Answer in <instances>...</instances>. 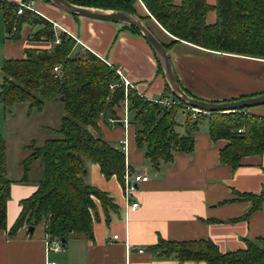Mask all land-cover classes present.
I'll list each match as a JSON object with an SVG mask.
<instances>
[{"label": "trees", "instance_id": "1", "mask_svg": "<svg viewBox=\"0 0 264 264\" xmlns=\"http://www.w3.org/2000/svg\"><path fill=\"white\" fill-rule=\"evenodd\" d=\"M27 1V0H25ZM73 3L103 9L125 10L138 13L142 1L149 13L142 19L155 18L175 38L165 42L167 50L181 41L199 47L264 59V0H70ZM7 38L21 39L25 24L40 27L30 34L31 40H47L51 48L25 49L22 58H7L3 62L4 80L0 85V102L6 106L29 103L30 109L43 110L47 101L61 100L65 113L57 137L46 139L42 145L35 142L25 148L29 154L21 161L24 181L39 165L41 178L37 189L20 201L21 211L14 224L8 228L7 203L12 180L8 176L7 144L0 136V228L14 236L25 224L30 228L45 222L50 237L68 239L72 234L93 237V222L97 206L116 209V202L108 192L86 181L87 164H99L105 177L116 176L123 182L126 154L122 147L112 145L96 136L98 119L105 113H114L115 107L127 99L128 110L136 124V142L145 148V156L155 167L170 162L175 153L194 150L195 133L203 119L208 120L213 140L227 139L220 151V160L236 169L248 155L264 153V116L249 112V108L228 112L197 111L187 103L176 100L163 104L147 98L132 86H125L109 64L90 50L74 53L76 40L37 11L29 8L18 13L20 4L0 1ZM216 11V20L207 21V14ZM125 28L141 34L129 24ZM153 30L150 26H148ZM59 38L58 43L55 42ZM59 66V72L54 70ZM159 70L162 68L158 63ZM185 91L203 98L181 82ZM113 86V88L111 87ZM167 89L170 88L167 84ZM242 94L223 98L232 100L255 95ZM63 96V99H61ZM214 101H220L214 99ZM185 115V132H179V113ZM195 113V115H194ZM114 116V115H113ZM115 117V116H114ZM240 129H242L240 131ZM252 202L244 217L258 210L264 201V186L260 193L241 194ZM98 201V202H97ZM243 217V218H244ZM109 220V218H108ZM32 230H29L31 233ZM165 256H175L181 261H205L209 264H264V237L246 239V247L222 251L211 239L167 240L160 238L154 246Z\"/></svg>", "mask_w": 264, "mask_h": 264}, {"label": "crops", "instance_id": "2", "mask_svg": "<svg viewBox=\"0 0 264 264\" xmlns=\"http://www.w3.org/2000/svg\"><path fill=\"white\" fill-rule=\"evenodd\" d=\"M33 1L34 9L49 19L55 30L75 38L77 44L74 53L90 50L114 67L122 68L133 87L147 98H172V91L167 89L153 48L143 34L125 28V23L70 14L47 0ZM208 1L215 5L217 0ZM137 10L139 17L149 13L142 1L138 2ZM142 20L151 28L155 26L166 36L167 42L175 38L155 18ZM215 20L216 11L211 10L207 14V21L213 23ZM3 22L0 64L7 58L24 57L26 48L48 49L53 46L51 41L31 40L30 34L40 27L29 24L23 26L21 39L15 41L7 38L4 19ZM178 45H184L187 50L176 49L177 45L168 50L177 77L180 83L204 99L222 100L264 92V68L261 62L254 61L264 59L217 53L187 41H181ZM206 69H211L209 73H218L217 78L227 81L230 88L209 89L202 86L206 75L203 70ZM56 101L61 100L47 101L43 110H36L42 113L48 105H57ZM33 110L29 108L27 114L31 115ZM249 112L264 116V105L253 106ZM64 113L59 117L60 124ZM133 115L129 110L125 111L124 103H121L115 107L113 114L105 112L98 119V129L92 131L118 147H122L121 140H127L126 162L134 173L149 176V180L139 183L133 196L140 202V207L137 210L126 209L123 182L116 176L105 177L99 164L90 162L87 164L86 181L108 192L117 204L116 209L110 206L103 209L98 204L93 237L72 234L66 240L65 247L56 251L47 248L44 221L34 226L31 233L29 225L25 224L14 236L0 228V264H45L47 260H54L58 264H209L205 261H181L173 255L165 256L154 246L160 238H205L214 241L222 251H228L246 247L247 238L264 237V201L258 210L244 217L251 209L252 202L241 195L262 191L264 153L245 156L241 165L233 169L220 160V151L228 140H213L209 124H200L192 152H177L172 161L162 162L155 167L145 156V148L137 145ZM111 117L117 120L115 124L109 121ZM180 123L182 128L179 132H185L184 122ZM60 124L57 127L45 123L39 125L44 136L46 131V134L53 135L50 137L47 134L45 140L57 137L54 129L59 128ZM37 167L31 171L38 169L41 172ZM22 178L23 172L12 182L7 203L8 228L20 214V201L37 189V183H33L31 176L29 181L23 182ZM115 234L118 235L117 239L113 238ZM139 248L144 251L139 252Z\"/></svg>", "mask_w": 264, "mask_h": 264}, {"label": "rangeland", "instance_id": "3", "mask_svg": "<svg viewBox=\"0 0 264 264\" xmlns=\"http://www.w3.org/2000/svg\"><path fill=\"white\" fill-rule=\"evenodd\" d=\"M217 2V1H216ZM145 14H147L145 12ZM3 13L0 9V38L2 37L1 34L3 33ZM147 20V19H146ZM153 31L157 34L158 37H160L162 40H165L166 42L168 39L164 34H162L155 26L152 27ZM181 49L183 51L187 50V47L184 45H178L176 46V49ZM184 53V52H183ZM219 53V51H217ZM223 53V52H220ZM196 55V53H193ZM224 54V53H223ZM229 54V53H226ZM233 54V53H230ZM245 56V55H241ZM249 57L250 56H245ZM256 58L257 57H251ZM261 62L263 68H264V61H258ZM4 62V61H3ZM3 63L0 64V85L2 84L4 80V73L2 70ZM210 68L216 69L215 67H212L209 65ZM211 69L203 70V72L206 74L205 78L203 80L205 82L202 83V86L208 87L209 89H215L221 87L222 89H228L230 88L227 85V81H221L217 78L218 73L210 72ZM58 102L57 105L54 107L52 105H48L46 110L42 113H39L36 108H33V112L31 115H28L27 112L29 110V103H15L11 106H6L2 102H0V136L6 141L7 144V165H8V176L13 181H16V179L19 177V175L23 172V167L21 165V160H23L28 154L29 150L25 148L27 144L35 142L37 145H42L45 138L44 137H52L53 135L46 134L45 135L41 132L39 125L41 123L53 125L57 127L59 122V117L62 113L65 111V105L62 101H56ZM131 114H133L131 112ZM179 122L185 121V115L180 112L178 115ZM202 125H207L208 120L203 119L201 122ZM181 125H177V129H181ZM91 162V161H87ZM38 164H35L34 168H38ZM41 172H39L38 169H35L34 171H31V178L33 179V183H38L39 179L41 178ZM98 202V201H97Z\"/></svg>", "mask_w": 264, "mask_h": 264}, {"label": "water", "instance_id": "4", "mask_svg": "<svg viewBox=\"0 0 264 264\" xmlns=\"http://www.w3.org/2000/svg\"><path fill=\"white\" fill-rule=\"evenodd\" d=\"M47 1L57 8L70 14L125 23L137 27L153 48L157 60L162 68V72L164 74L166 82L172 93L180 101L187 103L192 108L211 113L215 111H236L239 109L264 105V92L247 97L220 101L208 100L189 95L182 87L177 77L167 48L165 47L163 42L154 34V32L143 22L142 18L139 17V15H137L136 13L125 10L89 7L73 3L70 0ZM61 99H63V96H61ZM29 229L32 230V228ZM61 240L62 246L65 247L66 239L62 238Z\"/></svg>", "mask_w": 264, "mask_h": 264}, {"label": "built area", "instance_id": "5", "mask_svg": "<svg viewBox=\"0 0 264 264\" xmlns=\"http://www.w3.org/2000/svg\"><path fill=\"white\" fill-rule=\"evenodd\" d=\"M20 4V8L18 10V13H22L23 9L25 8H29V9H34V1L33 0H22L20 2H18ZM36 11V10H35ZM60 41L59 38H56L55 42L58 43ZM54 70L56 72H59V66H55ZM116 72L119 74V76L121 77L124 85L127 86H132L133 84L132 82L125 76L122 68L120 67H116ZM113 88V86H111ZM152 100H156L159 101L163 104H172L175 103L176 100L174 98H160V99H152ZM124 106H125V111L128 110V101L127 99H125L124 102ZM195 112L200 111L198 109H195ZM195 115V113H194ZM109 121L112 123H116L117 120L115 118H109ZM242 129H240L241 131ZM121 144H122V149L124 151H127V140H121ZM149 180V176L145 175V174H138V173H134L129 164L126 162L125 163V170H124V174H123V186H124V198H125V207L126 209H130V210H137L140 207V202L138 200H135L133 198V196L135 195V192L138 190L139 187V183L144 182ZM114 239L118 238V235H114L113 236ZM62 240L59 237H50L49 235H47V248L51 249V250H60L62 248ZM139 252H143L144 249L143 248H139L138 250ZM45 264H58L56 261L54 260H47ZM127 264H134L132 262H128Z\"/></svg>", "mask_w": 264, "mask_h": 264}]
</instances>
